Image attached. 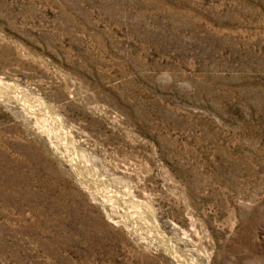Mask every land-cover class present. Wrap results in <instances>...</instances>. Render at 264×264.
I'll return each instance as SVG.
<instances>
[{
  "label": "rangeland",
  "instance_id": "374dc122",
  "mask_svg": "<svg viewBox=\"0 0 264 264\" xmlns=\"http://www.w3.org/2000/svg\"><path fill=\"white\" fill-rule=\"evenodd\" d=\"M0 264H264V0H0Z\"/></svg>",
  "mask_w": 264,
  "mask_h": 264
}]
</instances>
